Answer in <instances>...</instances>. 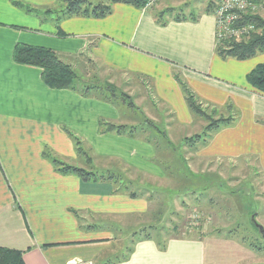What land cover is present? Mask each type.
<instances>
[{
    "label": "crops",
    "instance_id": "0c3cea01",
    "mask_svg": "<svg viewBox=\"0 0 264 264\" xmlns=\"http://www.w3.org/2000/svg\"><path fill=\"white\" fill-rule=\"evenodd\" d=\"M212 1L208 7L214 9L217 0ZM62 9L60 0H0V248L23 252L25 264L244 263L248 253L233 239L197 236L171 237L164 249L154 237L139 238L127 260L120 261L126 254L109 260L118 252L115 236L109 228L93 232L96 225L90 222L141 216L149 212L151 200L117 193L110 181L62 174L45 150L68 165L86 168L76 164L70 132L103 170L108 163H120L128 172L159 179L165 174L154 162L156 150L141 139L100 134L101 119L124 125L127 112L72 90L51 89L40 68L19 65L13 55L18 44L46 47L73 68L84 62L103 73L132 76L145 89L150 83L154 98L170 110L168 131L182 140L201 133L206 122L189 109L175 78L179 73L206 105L232 104L240 113L236 125L200 149L199 158L255 159L263 181L264 94L246 77L264 61L221 59L214 13L202 12L196 20L166 17L162 25L156 18L161 4L147 10L115 4L103 19L57 22ZM139 75L145 78L139 80Z\"/></svg>",
    "mask_w": 264,
    "mask_h": 264
},
{
    "label": "rangeland",
    "instance_id": "374dc122",
    "mask_svg": "<svg viewBox=\"0 0 264 264\" xmlns=\"http://www.w3.org/2000/svg\"><path fill=\"white\" fill-rule=\"evenodd\" d=\"M91 2L96 4L98 0H91ZM210 2L214 1L161 0L156 6L161 4L163 11L171 9L170 18H174L178 14L181 17L190 18L205 12ZM258 14L264 18V9L260 10ZM253 59L264 61V53H258L256 57L249 60ZM73 69L86 82L96 80L102 84H111L130 95L147 117L154 119L161 130L167 131L176 145H181L182 140L177 139L173 132H169L167 129L168 125L173 123L170 110L154 98L150 87L145 89L144 86H140L137 79L132 76L103 73L93 65L84 64V62L74 65ZM178 77L185 82L179 73ZM117 109L120 113L127 112L125 125H133L134 118L140 119V115L133 114L123 105H119ZM140 139L145 140L144 136H141ZM83 148L87 151L84 144ZM177 150L188 160L191 172L196 175L217 178L215 183L217 186L210 185L206 190H203L202 188L206 187L210 181L208 183L206 180L201 182L196 177V179L190 178L188 182H184L177 177L173 178L160 163L157 165L165 176L157 179L156 176L152 178L133 171L128 172L127 169L122 168L120 163H108L107 165L110 167L103 170L96 161H92L89 165L83 157L78 158L76 164L85 166V169L119 173L121 175L118 184L120 190L129 189V192L143 194L144 197L151 200L149 212L141 216L96 217L90 222V224L96 225L93 232H106L109 228L115 236V246L118 248V252L112 258L109 257V260L128 254L132 243L137 239L132 237L133 233H138L146 228L158 240L175 236L230 238L242 245L248 253L242 264H264V252H256L249 248V245L253 243L264 247V237L256 231L250 217V214L255 212L256 222L264 227V181L256 160L252 158H199L200 150L195 152L184 145L178 147ZM171 153L170 150H160L156 154L159 161L166 163L167 159L173 155ZM96 163L99 166L96 167ZM101 164L103 165V163ZM189 189L194 190V193L187 192ZM139 234L137 235L139 236Z\"/></svg>",
    "mask_w": 264,
    "mask_h": 264
},
{
    "label": "trees",
    "instance_id": "16d2710c",
    "mask_svg": "<svg viewBox=\"0 0 264 264\" xmlns=\"http://www.w3.org/2000/svg\"><path fill=\"white\" fill-rule=\"evenodd\" d=\"M60 1L63 4V9L58 12L60 17H58L57 22L65 18L68 19L74 17L103 19L112 14L113 6L115 4H125L137 9H145L146 4L148 3V0H98L96 4L91 2V0ZM250 1L256 3L264 2V0ZM170 10H165L156 14V18L160 24L164 25L166 23V17H170L169 14L171 15ZM215 10L216 6L214 9L209 6L206 12L214 13ZM28 12H33V10ZM47 13H52V11L48 10ZM193 18L195 19L194 16H192V19ZM174 19L176 21H181L187 18L181 17L180 14H178L174 17ZM245 19L254 23L256 27L255 31L249 37L241 40L227 39L221 43H216V54L221 59L246 61L256 57L258 53H264V18L257 13L254 15L248 14ZM13 58L19 65L40 68L42 70V81L51 89L72 90L83 97L98 98L104 102L112 104L116 108H118L119 105H123L133 114L140 115V119L134 118L135 123L133 125H118L101 119L99 122L100 134H116L132 139H140L141 136H144V141L153 145L157 154L160 150H170V153L172 152L171 154L173 155L171 158L167 159L166 163L159 161L157 154L156 159L154 160L156 164L160 163L163 166V169L168 172L171 177H177V179L184 182H188V179L190 178L196 179V177L197 179L199 178V181L201 182L203 180H206L207 183L210 181L206 187L202 188L203 190H206V188L210 187V185L217 186V184H215L217 178L206 175H196L191 172L188 160H186L185 156L178 152L177 149L178 147L184 145L196 152L206 147L218 132L236 125L240 118V113L232 104H227L223 108L206 105L189 88L187 83L183 82L178 77V74H175V78L180 84L185 100L192 114L206 122V126L201 133L185 137L182 139L181 145L178 146L171 140L167 131L164 129L161 130L155 122L149 120L145 116L143 110L136 105L134 99L130 95L117 89L116 86L111 84H102L96 80L91 82L84 81L83 78L78 75L77 71L73 69L71 65L62 61L61 57L53 50L46 47L18 44L14 50ZM96 69L101 72L99 68ZM137 78L140 80L145 77L139 75ZM246 81L256 91L264 94V62L258 64L247 75ZM143 82H145V80ZM146 86L151 87L153 92L152 85H150V83ZM68 134L77 148L78 156L83 157L86 163L90 165V163H92V159L87 151L84 150L83 141L70 132H68ZM44 156H46V158L52 162L56 170L62 174H74L85 181H110L115 185L117 193L126 190L129 192V189L120 190L118 188V184L120 182L119 177L121 175L117 172L96 171L68 165L54 156L48 147L45 150ZM187 192L194 193V190L189 189ZM129 195L133 198L143 196V194H138L136 192L129 193ZM73 213L79 218V213L75 211ZM250 215L251 222L254 225L253 219L256 218V214L253 212ZM254 228L257 232H259L255 226ZM138 233H140L139 236L137 235ZM138 233H133L132 237H136L137 239H152L154 237L150 233V230L146 228L142 229ZM170 238L158 240L154 237V239L158 240L157 242L161 249L165 248ZM249 246V248L253 251L264 252V247H261L256 243L250 244ZM132 251V248L129 249L128 254H126V256H124L120 261L127 260ZM0 264H25L23 260V252L0 248ZM106 264L113 263L108 262Z\"/></svg>",
    "mask_w": 264,
    "mask_h": 264
},
{
    "label": "built area",
    "instance_id": "2783aa9c",
    "mask_svg": "<svg viewBox=\"0 0 264 264\" xmlns=\"http://www.w3.org/2000/svg\"><path fill=\"white\" fill-rule=\"evenodd\" d=\"M161 0H148L145 10L151 9ZM264 9L263 3L250 0H217L216 10V43L227 39L241 40L249 37L256 29L254 23L245 19L248 14H257ZM86 264V263H72ZM92 264V263H88Z\"/></svg>",
    "mask_w": 264,
    "mask_h": 264
},
{
    "label": "water",
    "instance_id": "95a60500",
    "mask_svg": "<svg viewBox=\"0 0 264 264\" xmlns=\"http://www.w3.org/2000/svg\"><path fill=\"white\" fill-rule=\"evenodd\" d=\"M254 226L258 229L259 233L264 237V227L253 219Z\"/></svg>",
    "mask_w": 264,
    "mask_h": 264
}]
</instances>
